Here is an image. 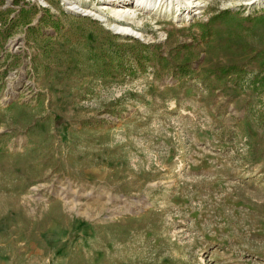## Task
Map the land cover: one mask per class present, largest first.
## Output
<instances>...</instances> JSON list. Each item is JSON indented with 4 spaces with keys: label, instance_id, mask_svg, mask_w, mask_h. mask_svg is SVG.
<instances>
[{
    "label": "rangeland",
    "instance_id": "374dc122",
    "mask_svg": "<svg viewBox=\"0 0 264 264\" xmlns=\"http://www.w3.org/2000/svg\"><path fill=\"white\" fill-rule=\"evenodd\" d=\"M188 1L0 0V259L264 264V0Z\"/></svg>",
    "mask_w": 264,
    "mask_h": 264
},
{
    "label": "bare ground",
    "instance_id": "6f19581e",
    "mask_svg": "<svg viewBox=\"0 0 264 264\" xmlns=\"http://www.w3.org/2000/svg\"><path fill=\"white\" fill-rule=\"evenodd\" d=\"M164 1H168L167 5L169 7V10H172L173 7H175L176 12L179 10L178 6L180 3V0H115V4L111 5L108 3L102 4L100 8H98V11H104V10H112L114 13L120 17H128L130 15H133L135 11H137L139 8H147V7H155L157 5V8L161 6V3ZM185 3L187 5L188 9H191L192 7H198L199 5L197 4L196 6L193 4L192 1L185 0ZM134 4L133 9L131 6ZM71 8L75 12H79L82 15H87V14H92V11L86 10L81 8L78 4L72 3ZM188 14V13H187ZM115 30H119L121 32H126V33H132V34H137L134 32L132 29L124 26H114L113 27Z\"/></svg>",
    "mask_w": 264,
    "mask_h": 264
},
{
    "label": "trees",
    "instance_id": "16d2710c",
    "mask_svg": "<svg viewBox=\"0 0 264 264\" xmlns=\"http://www.w3.org/2000/svg\"><path fill=\"white\" fill-rule=\"evenodd\" d=\"M263 81H264V79H263ZM49 137H51V135L49 134V128H47V130L45 131V132H40V131H36L35 129H34V132L32 133V135H31V141H32V143H33V146H34V148L32 149L33 151L36 149V144H37V142L40 144V143H43L44 142V140L46 139V138H49ZM36 138H40V141H36ZM38 145V144H37ZM28 157V156H27Z\"/></svg>",
    "mask_w": 264,
    "mask_h": 264
},
{
    "label": "crops",
    "instance_id": "0c3cea01",
    "mask_svg": "<svg viewBox=\"0 0 264 264\" xmlns=\"http://www.w3.org/2000/svg\"><path fill=\"white\" fill-rule=\"evenodd\" d=\"M50 262L51 264H53V261H49V263ZM0 264H40V263L39 261H17V259L14 258H6V259H0Z\"/></svg>",
    "mask_w": 264,
    "mask_h": 264
}]
</instances>
